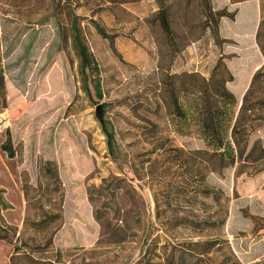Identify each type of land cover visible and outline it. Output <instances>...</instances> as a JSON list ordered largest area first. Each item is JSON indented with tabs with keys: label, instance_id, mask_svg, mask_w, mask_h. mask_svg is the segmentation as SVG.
Returning a JSON list of instances; mask_svg holds the SVG:
<instances>
[{
	"label": "rangeland",
	"instance_id": "rangeland-1",
	"mask_svg": "<svg viewBox=\"0 0 264 264\" xmlns=\"http://www.w3.org/2000/svg\"><path fill=\"white\" fill-rule=\"evenodd\" d=\"M209 2L214 11L236 13L233 20L219 22V39L225 42L215 41L206 28L201 0H0V59L6 90L4 104L0 98V147L8 138L14 152L8 158L0 149V196L8 207L0 206V216L22 229L23 181L36 184L40 166L51 162L62 185L63 222L46 258L60 252L63 261L71 264L91 257L99 226L86 189L122 171L143 198L147 232L140 231L133 242L96 251L93 264H142L141 258L154 245L156 253L177 258L182 251L164 247L167 242L188 249L185 264H264V161L243 166L236 178L233 169L208 176L207 184L221 189L230 203L223 228L192 238L218 240L202 260L193 256L202 248L188 244V232L172 230L167 237L155 229L151 192L134 180L127 164L146 159L138 155L147 149L140 129L146 119L157 121L161 134L175 146L205 148L194 130L176 133L164 109H155L163 95L162 80L191 72L208 78L222 56L234 77L227 87L240 102L251 76L262 66L255 34L260 24L264 44V0ZM162 7L169 14L170 36L156 17ZM72 27L95 64L87 71L88 90ZM192 36L200 38L192 42ZM97 105L102 106L104 124L115 135L121 162H112L108 155ZM260 117L250 145H264V113ZM186 211L180 206L175 212L184 215ZM11 251V245L0 240V264H9Z\"/></svg>",
	"mask_w": 264,
	"mask_h": 264
},
{
	"label": "trees",
	"instance_id": "trees-1",
	"mask_svg": "<svg viewBox=\"0 0 264 264\" xmlns=\"http://www.w3.org/2000/svg\"><path fill=\"white\" fill-rule=\"evenodd\" d=\"M135 0H109L111 3H128ZM206 28L211 30L217 42L219 22L222 18L234 19L236 13L226 10L214 11L209 0H201ZM236 2V1H235ZM163 32L172 34L168 11L162 7L156 14ZM76 46L80 58V71L85 90H88L87 71L93 64L90 55L79 38L76 27ZM97 32L106 38L101 28L95 25ZM200 36H192L197 41ZM263 57V63L251 76L249 85L237 101L227 85L234 77L220 56L212 67L208 78L196 73L170 75L162 80L163 95L155 109H164L170 119L168 124L176 133L183 129L194 132L203 141L205 148L185 150L175 146L169 136L161 134L157 121L146 119L140 127L147 149L139 153L146 159L132 163L127 161L134 180L143 183L151 192L155 208L157 231L170 237L172 230L188 232L189 245L202 248L194 252V257L202 260L210 254L218 240L207 239L192 241V238L204 236L207 232L221 229L226 223L230 198L221 189L209 186L206 182L211 174L222 175L227 169H233L234 177L241 173L240 168L256 165L264 161V145L257 142L250 145V136L255 129L254 123L260 121L264 113V44L260 40V24L255 34ZM182 46L179 49H182ZM5 79L0 59V98L5 102ZM101 97V95H100ZM106 138L108 155L112 162H121V154L116 146L115 135L101 123ZM0 149L8 158L14 157L10 140L7 138ZM25 214L22 229L10 225L0 216V240L11 245L9 264H67L62 254L56 252L53 259L46 258L55 235L62 227L63 190L56 167L44 162L38 171L36 184L23 181L21 187ZM87 201L92 207V216L99 226L95 250L89 252L90 258H82L79 263L93 264L92 259L107 247L121 246L135 241L138 233L147 232L142 218L145 204L142 196L122 171L101 179L99 185H89L86 189ZM7 206L1 201L0 206ZM186 208L184 215H177L176 209ZM171 212L172 214H166ZM175 212V213H174ZM156 241V239L154 240ZM150 254L141 258L142 264H185L184 255L188 249L180 245L165 246L180 249L175 258L172 253H156L157 245ZM165 249V248H164Z\"/></svg>",
	"mask_w": 264,
	"mask_h": 264
},
{
	"label": "water",
	"instance_id": "water-1",
	"mask_svg": "<svg viewBox=\"0 0 264 264\" xmlns=\"http://www.w3.org/2000/svg\"><path fill=\"white\" fill-rule=\"evenodd\" d=\"M96 114H97L99 121L102 123L103 122V112H102V106L101 105H97Z\"/></svg>",
	"mask_w": 264,
	"mask_h": 264
}]
</instances>
